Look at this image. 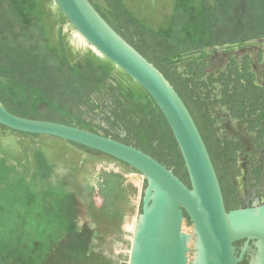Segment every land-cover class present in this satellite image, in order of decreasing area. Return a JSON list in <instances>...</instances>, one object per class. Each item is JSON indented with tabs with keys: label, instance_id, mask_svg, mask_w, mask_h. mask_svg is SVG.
<instances>
[{
	"label": "rangeland",
	"instance_id": "1",
	"mask_svg": "<svg viewBox=\"0 0 264 264\" xmlns=\"http://www.w3.org/2000/svg\"><path fill=\"white\" fill-rule=\"evenodd\" d=\"M90 2L110 24L114 23L127 41L156 62L159 58L196 49L216 40H232L242 35L243 27H256L257 31L264 24V0ZM48 8L56 11L53 3ZM48 15L52 18L47 22L50 26L48 38L56 47L55 43L60 39L58 21L55 15ZM60 28L67 57L72 63L104 60L70 24H62ZM112 71L117 76V87L122 92L121 101L118 100L117 104L120 111L114 121L104 119L109 125L108 129H97L105 135L117 136L121 124L125 130L122 141H138L135 133L143 141L149 138L151 145L158 144L155 137L158 132L156 126L152 125L156 119L145 94L114 65ZM54 111H59L55 116L58 117L70 110L55 107ZM76 111V116L82 117L79 110ZM68 112L70 120L74 113L71 115ZM77 123L82 124L81 121ZM0 129L7 133L3 135L0 132V261L22 260L32 250L31 242L39 246L40 242L49 238L47 251L41 254L48 253L46 257H41L42 264H83L90 261L91 254L102 258L105 264H128L127 249L134 223L141 211L145 187L143 177L114 158L74 143L50 136L20 133L2 126ZM172 157L165 154L162 159L171 164ZM100 171L120 173L128 181L127 184L136 189V193L129 198V217L122 225L117 221H107L105 212L111 205H95L94 198L99 202V195L95 197L94 190L89 185L85 186L94 183ZM39 175L54 182L64 179L67 183L62 184L66 186L61 192L49 190L51 193L42 195L38 193V188L31 186L32 182L39 179ZM79 191L82 192L80 196ZM106 192L107 196H115V191ZM183 228L186 233L191 230L187 218ZM41 230H44L42 236Z\"/></svg>",
	"mask_w": 264,
	"mask_h": 264
},
{
	"label": "water",
	"instance_id": "2",
	"mask_svg": "<svg viewBox=\"0 0 264 264\" xmlns=\"http://www.w3.org/2000/svg\"><path fill=\"white\" fill-rule=\"evenodd\" d=\"M70 26L133 80L163 116L189 186L132 144L76 124L14 114L0 103V126L54 137L105 154L145 180L128 264H264V199L226 210L210 156L183 100L164 74L98 12L90 0H52ZM190 222L184 231L185 219ZM242 241L238 247L236 242ZM246 256V257H245Z\"/></svg>",
	"mask_w": 264,
	"mask_h": 264
},
{
	"label": "flooded vegetation",
	"instance_id": "3",
	"mask_svg": "<svg viewBox=\"0 0 264 264\" xmlns=\"http://www.w3.org/2000/svg\"><path fill=\"white\" fill-rule=\"evenodd\" d=\"M252 29L243 27L238 38L216 40L159 58L158 62L128 41L164 74L186 105L215 169L226 210L264 199V24L260 30ZM117 86L115 83L103 88L84 109L82 118L90 125L89 130L104 133L97 127L108 129L104 119L114 121L119 114L117 104L122 92ZM123 128L120 124L117 136L106 135L122 141ZM134 135L138 141L132 140V145L141 150L151 146L149 138L143 141ZM49 243V238L39 246L31 242L32 250L24 259L1 260L0 264H42L41 257L48 253L41 254ZM241 244L242 241L235 243L238 247ZM89 258L83 264H105L97 255ZM246 262L244 259L242 264Z\"/></svg>",
	"mask_w": 264,
	"mask_h": 264
},
{
	"label": "trees",
	"instance_id": "4",
	"mask_svg": "<svg viewBox=\"0 0 264 264\" xmlns=\"http://www.w3.org/2000/svg\"><path fill=\"white\" fill-rule=\"evenodd\" d=\"M51 3L54 4L52 0H0V103L20 116L74 123L89 129L86 120L76 116V110L83 114L84 109H88L98 98L103 88L118 83L117 76L112 71L113 64L105 57L101 61L78 64L68 59L60 27L69 23L55 4L56 11L48 8ZM48 13L55 15L58 21L60 39L55 43L56 47L48 38L50 26L47 22L52 20ZM100 14L106 20L104 14ZM110 25L120 34L113 22ZM142 92L149 101V106L151 105L158 132L155 135L158 144L148 145L143 151L165 166L172 167L174 173L189 186L180 153L167 123L153 101L143 90ZM45 103L47 106H44ZM75 106L76 110L71 112ZM55 107L70 110L67 112L71 115L74 113L73 118L69 120L67 112L66 116L59 114L60 116L55 117L59 113L54 111ZM165 154L173 155L175 161L172 157L173 163L170 164L162 159ZM103 181V187L98 192L101 205L107 202L106 191H115L120 185V178L116 175L106 174ZM125 190L130 195L136 193L131 184L123 187L122 192L125 193Z\"/></svg>",
	"mask_w": 264,
	"mask_h": 264
},
{
	"label": "crops",
	"instance_id": "5",
	"mask_svg": "<svg viewBox=\"0 0 264 264\" xmlns=\"http://www.w3.org/2000/svg\"><path fill=\"white\" fill-rule=\"evenodd\" d=\"M0 132L4 134H7L6 132H4L2 129H0ZM79 165L81 166V163H79ZM48 173V171H47ZM46 173V174H47ZM42 174V173H41ZM106 174H111V175H116L117 177L120 178V185L118 189H115V196H108L109 201H107L105 204L111 205V208L108 209L105 212V216L107 221L112 222V221H117V223L119 225H122L123 221L129 217V198H130V194L127 192V190H125V193L122 192L123 187L126 188L127 187V180L120 174V173H114V172H108L105 173L103 171H100V173H98V176L96 178V180L94 181V183L92 184H85V186L87 187V185H89L91 190H94L93 195L96 197V195H98V192L100 191V189H102L103 187V176ZM47 177L45 176H40L39 175V179L32 182L31 186L38 188V193L42 194V195H46L48 192L51 193V191L49 190H56V193H58L59 191L61 192L62 190H64V183L62 180H58V182H54L50 179H46ZM84 188V187H83ZM90 190V191H91ZM53 192V193H54ZM79 196L82 195V192L79 191L78 192ZM85 194V193H83ZM119 198V199H118ZM102 200L100 199V201L98 202V199L94 198V203L97 206L101 205ZM102 206V205H101ZM42 218V217H40Z\"/></svg>",
	"mask_w": 264,
	"mask_h": 264
},
{
	"label": "built area",
	"instance_id": "6",
	"mask_svg": "<svg viewBox=\"0 0 264 264\" xmlns=\"http://www.w3.org/2000/svg\"><path fill=\"white\" fill-rule=\"evenodd\" d=\"M127 252H128V257H129V249H127Z\"/></svg>",
	"mask_w": 264,
	"mask_h": 264
}]
</instances>
